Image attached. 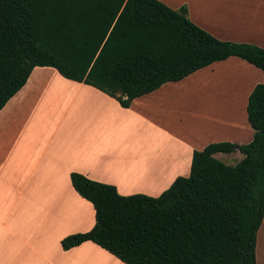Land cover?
I'll list each match as a JSON object with an SVG mask.
<instances>
[{"label":"trees","instance_id":"1","mask_svg":"<svg viewBox=\"0 0 264 264\" xmlns=\"http://www.w3.org/2000/svg\"><path fill=\"white\" fill-rule=\"evenodd\" d=\"M229 57L264 73V49L223 42L192 24L185 9L156 0H0V109L34 67L95 88L121 108L167 82ZM247 144L210 143L191 154L189 174L157 197L121 196L112 185L70 173L94 211L66 251L91 242L124 264H256L264 213V83L245 107ZM237 151L231 166L215 156Z\"/></svg>","mask_w":264,"mask_h":264},{"label":"crops","instance_id":"2","mask_svg":"<svg viewBox=\"0 0 264 264\" xmlns=\"http://www.w3.org/2000/svg\"><path fill=\"white\" fill-rule=\"evenodd\" d=\"M156 1L185 9L219 41L264 49V0ZM262 83L263 72L229 57L121 108L53 68L34 67L0 109V264H124L91 242L61 249L62 238L94 224L69 174L121 196L157 197L188 176L193 151L251 140L246 101Z\"/></svg>","mask_w":264,"mask_h":264},{"label":"rangeland","instance_id":"3","mask_svg":"<svg viewBox=\"0 0 264 264\" xmlns=\"http://www.w3.org/2000/svg\"><path fill=\"white\" fill-rule=\"evenodd\" d=\"M219 156V157H217ZM219 161L223 164L231 166L234 165L238 161L237 155H223L219 154L215 156ZM264 213L261 224L256 233L255 239V263L261 264L260 261L262 259V264H264ZM260 259V260H259ZM258 261V262H257Z\"/></svg>","mask_w":264,"mask_h":264}]
</instances>
